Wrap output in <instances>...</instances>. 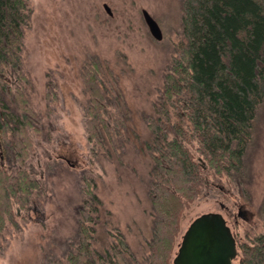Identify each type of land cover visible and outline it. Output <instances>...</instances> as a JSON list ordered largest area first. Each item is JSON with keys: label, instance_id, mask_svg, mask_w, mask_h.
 <instances>
[{"label": "rangeland", "instance_id": "1", "mask_svg": "<svg viewBox=\"0 0 264 264\" xmlns=\"http://www.w3.org/2000/svg\"><path fill=\"white\" fill-rule=\"evenodd\" d=\"M27 4L32 13L21 53L24 77L11 69L4 82L0 79V111L7 104L21 114L15 95L22 92L37 113L28 129L34 152L27 166L43 187L33 194L27 210L14 206L19 228L8 222L1 234L0 264H68V253L79 247L80 222L85 221L80 211L89 199L88 190L97 196L88 224L91 246L113 253L122 235L134 254L126 255L132 264H149L158 220L151 194L152 155L159 156L163 145L150 124L180 140L175 124L191 128L181 95L170 100L165 95L166 75L185 41L183 0ZM144 9L159 24L161 40L150 33ZM92 61L100 68L98 83L111 111L110 135L104 132L101 144L89 139L87 127L90 95L82 72ZM252 130L244 172L237 178L207 168L197 143L183 140L203 164V185L182 210L171 264L184 233L204 213L219 212L227 220L238 248L234 264L239 263L241 245L264 233V101ZM0 162L15 171L14 150L1 141ZM240 207L246 219L237 217L236 222Z\"/></svg>", "mask_w": 264, "mask_h": 264}, {"label": "trees", "instance_id": "2", "mask_svg": "<svg viewBox=\"0 0 264 264\" xmlns=\"http://www.w3.org/2000/svg\"><path fill=\"white\" fill-rule=\"evenodd\" d=\"M31 13L27 0H0L1 80L11 69L24 77L21 53ZM182 28L185 41L166 75L165 95L169 100L181 95L191 128L177 122L176 130L183 140L197 143L207 168L237 178L244 172L253 123L264 101V0H183ZM84 68L85 90L90 95L89 139L101 144L103 133L110 135L107 117L111 111L98 83L97 62L85 63ZM15 99L21 114L7 104L0 111V141L2 146L11 145L17 163L12 172L0 162V236L8 222L19 228L14 206L27 210L33 194L43 187L27 166L34 152L28 129L38 116L22 92ZM150 126L163 145L159 156L152 155L151 194L158 220L148 261L171 264L180 215L185 204L199 195L204 169L183 140L170 139L153 122ZM88 196L80 211L85 221L80 222L79 247L68 253V264H132L126 255L134 254L122 235L113 253L91 246L88 224L97 196L91 190ZM239 259L238 264H264V233L241 245Z\"/></svg>", "mask_w": 264, "mask_h": 264}, {"label": "water", "instance_id": "3", "mask_svg": "<svg viewBox=\"0 0 264 264\" xmlns=\"http://www.w3.org/2000/svg\"><path fill=\"white\" fill-rule=\"evenodd\" d=\"M105 8L110 12L106 5ZM142 13L152 36L161 40L163 34L157 21L147 10ZM239 215L245 218L241 208ZM237 256V242L227 220L219 212H208L190 224L172 264H234Z\"/></svg>", "mask_w": 264, "mask_h": 264}, {"label": "flooded vegetation", "instance_id": "4", "mask_svg": "<svg viewBox=\"0 0 264 264\" xmlns=\"http://www.w3.org/2000/svg\"><path fill=\"white\" fill-rule=\"evenodd\" d=\"M222 207H223V205H222ZM241 208V207H240ZM239 208V209H240ZM241 211H242V214H243V216L245 217V211L241 208ZM234 217H235V221L236 222H238V220H237V217H240V215H239V212H238V215L236 214V215H234ZM245 219H246V217H245ZM231 228V227H230Z\"/></svg>", "mask_w": 264, "mask_h": 264}, {"label": "bare ground", "instance_id": "5", "mask_svg": "<svg viewBox=\"0 0 264 264\" xmlns=\"http://www.w3.org/2000/svg\"><path fill=\"white\" fill-rule=\"evenodd\" d=\"M250 241H251V239H250Z\"/></svg>", "mask_w": 264, "mask_h": 264}]
</instances>
